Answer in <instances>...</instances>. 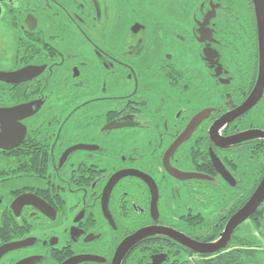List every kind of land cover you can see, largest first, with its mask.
Listing matches in <instances>:
<instances>
[{"label": "flooded vegetation", "instance_id": "1", "mask_svg": "<svg viewBox=\"0 0 264 264\" xmlns=\"http://www.w3.org/2000/svg\"><path fill=\"white\" fill-rule=\"evenodd\" d=\"M1 22L14 50L0 71L35 74L0 81V107L35 112L0 147V246L21 242L0 264H211L257 249L236 232L264 199L218 251L176 238L218 239L264 176V138H244L264 132V80L240 110L258 89L253 0H0Z\"/></svg>", "mask_w": 264, "mask_h": 264}, {"label": "water", "instance_id": "2", "mask_svg": "<svg viewBox=\"0 0 264 264\" xmlns=\"http://www.w3.org/2000/svg\"><path fill=\"white\" fill-rule=\"evenodd\" d=\"M254 2V12H255V19L257 24V31H258V48H259V79H258V89H256L255 94H252L250 98H248L241 106V111H246L248 108L254 104L256 98L259 95H256L259 89L263 86L264 80V0H253ZM33 68H26L23 70H19L15 73H8L0 71V81L4 82H20V80L28 79V77L32 76ZM25 78V79H24ZM260 94V93H259ZM35 109L33 108V103H26V104H19L16 106L11 107H0V147L1 148H11L18 145L25 133V127L19 123V120L29 116L30 114L34 113ZM21 128V135L19 136H10L9 133L14 131L17 132V129ZM250 134L246 138H253V137H260L264 138V132L259 134L258 130H250L246 132V135ZM242 136V135H240ZM263 136V137H262ZM236 137V136H235ZM11 138L14 140L9 145H5L2 140ZM180 174V173H178ZM187 174H181V176ZM264 199V176L262 177L261 181L259 182L258 186L251 194L249 199L246 203L238 209L236 212L232 214L229 218L228 222L226 223L222 233L220 234L219 238L210 243H198L196 241L190 240L189 238L184 237L183 235H177L176 238L185 245V247L190 248L193 251L201 252V253H212L215 251L220 250L223 248L228 240L231 237V234L234 228L240 224L242 221L250 217L259 206V204ZM19 201V198L14 202L15 204ZM152 230L149 229H142L136 232L135 234L126 238L119 247V251L122 253L125 251L129 246L135 243L137 239H140L142 236H147L151 233ZM21 243V242H20ZM19 242H13L9 244H5L0 246V256L11 249L18 248L20 246ZM117 259L119 260L121 254H118Z\"/></svg>", "mask_w": 264, "mask_h": 264}, {"label": "rangeland", "instance_id": "3", "mask_svg": "<svg viewBox=\"0 0 264 264\" xmlns=\"http://www.w3.org/2000/svg\"><path fill=\"white\" fill-rule=\"evenodd\" d=\"M2 22L0 23V67L4 66L5 58L7 56L13 55L14 49L9 47V41L8 39L4 38V35H8V31L6 29H3V25L1 26ZM9 48V49H8ZM9 50V51H8ZM202 79V77H201ZM205 83V82H204ZM207 84V83H205ZM203 85V82L201 83V86ZM203 89V88H202ZM174 203H177L176 205H181L182 203L187 202V196L186 191L183 188H179L178 191L174 193ZM262 228L260 229L258 234L257 229L254 227V225L251 223V220L248 219L242 224V232L239 234L236 232L239 236H247L249 240L253 241L252 244L257 247L256 251H258V261L259 264H264V217L262 219Z\"/></svg>", "mask_w": 264, "mask_h": 264}, {"label": "trees", "instance_id": "4", "mask_svg": "<svg viewBox=\"0 0 264 264\" xmlns=\"http://www.w3.org/2000/svg\"><path fill=\"white\" fill-rule=\"evenodd\" d=\"M251 189V188H250ZM254 216V217H253ZM253 223L256 228H259L262 223H260V220L263 219L264 216V202L257 208L256 212L253 215ZM248 246H252L251 242H248ZM258 251L256 250H249L246 253L242 252L239 249H233L230 252L217 256V261H211V264H243L246 261H238L241 260V258H247L248 264H259L258 261ZM205 264H209L205 263Z\"/></svg>", "mask_w": 264, "mask_h": 264}]
</instances>
